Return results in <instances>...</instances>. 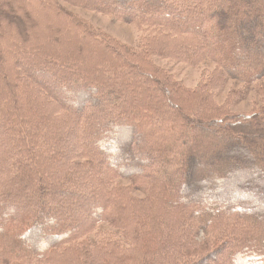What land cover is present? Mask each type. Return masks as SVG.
<instances>
[{
  "label": "trees",
  "instance_id": "trees-1",
  "mask_svg": "<svg viewBox=\"0 0 264 264\" xmlns=\"http://www.w3.org/2000/svg\"><path fill=\"white\" fill-rule=\"evenodd\" d=\"M29 1L33 0H0V47L11 46L12 43L22 46L25 50L22 53L25 54L21 53L18 56V67L41 87L52 100V104L58 105L60 114L57 119L61 124L59 123L57 127L64 132L68 128L81 132L82 146L57 151L60 157L59 169L71 172V175L61 177V180L80 186L73 185L70 188L62 182L57 183L60 181L58 173L53 170L48 172L46 166H43L45 159L42 151L36 150H50V141L55 139L54 134L51 136L46 134L44 139L41 137L40 145L31 142V139L25 140L29 144L24 145L25 141L20 140V135L17 136L20 121H17L16 115L9 121L8 116L12 110L7 109L9 114L5 113L1 109V104L0 176L9 175L11 172L18 173L23 168V161L27 162L26 166L34 167L36 170L40 165L41 169H38L35 178L44 191L34 192L39 199L33 214L36 219L45 218L47 213L50 215L58 208L65 215L62 221L66 223L76 226L79 224L78 219L84 218L88 219L83 222H88L79 231L74 230L73 233L79 232V235L75 233L74 236L72 231L65 234L43 235V230L40 229L36 236L30 233L25 239L26 249L16 248L11 241L12 247L0 250L10 251L7 260L23 257L17 256L14 250L30 251L32 252L30 258H35L41 263L46 262L45 264H127L128 261L125 260L127 258L132 264H264V106L252 115H223L222 111L215 107L204 106L203 101H199L201 100L199 95L189 91L191 92L189 97L201 102L203 110L196 108L188 110L189 106L186 103L177 105L178 100L188 102L185 98L188 92H183L182 87L178 86L176 93L170 95L169 91L156 81L152 87L162 92L160 99L167 103L168 108L162 103L154 110L139 113L138 109L142 103L129 100L121 90L103 88L106 84L102 80L103 75L98 74L93 82L87 77H90L89 72L60 65L53 58L41 57V54L36 53L35 56L31 54L35 52V47L31 46L32 42H28L29 19L26 20L23 16L26 14L25 10H28L23 5ZM140 1L104 0L109 3L107 6H103L104 4L99 1L92 5L81 3L100 12L114 14L125 21L153 22L169 26L176 32L202 36L205 55L218 60L225 72L244 77L248 81H255L264 76V2L260 8L255 5L256 0ZM20 2L21 6L18 4ZM145 3H150L146 4L150 7L139 6ZM162 45L166 46L159 50L178 56L177 50H172L175 43L171 40L165 41ZM184 49L182 52L187 58L193 55L190 53L194 51L193 48ZM1 50L0 48V59L4 57ZM233 59L239 61L234 64L231 62ZM244 60L247 62H243ZM1 63L3 64L4 60L0 61V70ZM31 71L39 74L41 80L37 74L31 75ZM123 71L132 75L143 74L139 73V69L127 68ZM99 77L101 79L97 80ZM145 78L152 82L149 75H145L143 79ZM102 91L106 93L100 95ZM1 95L3 97V94ZM104 95L109 97L107 101H104ZM58 96L63 99L60 100ZM6 98L5 95L3 99ZM155 99L157 100L154 96L149 102H154ZM130 111L135 112L140 119ZM42 116L46 123V119H50L51 115L45 112ZM137 118L139 122L135 123ZM197 133L214 134L211 137L214 149H207L203 153L197 152L196 145L200 144L197 141ZM217 133L221 137H218ZM151 137L156 141L149 146L147 138ZM66 138L69 141L72 137L67 133L62 140ZM145 145L147 152L144 158L135 156L130 160L127 157L128 151L133 150L132 148L139 149ZM36 153H40L38 155L41 157L37 158ZM113 153L118 154L108 156ZM75 156L93 159L91 169L105 167L112 172H107L109 176L111 174L130 176L137 181L149 182L155 189V196L152 188L148 191V194L153 196L152 200L156 201L159 198L158 200L168 207L159 205L153 212V208L149 206L151 199H147L149 197L147 195H145L147 198L133 199L130 196L127 198L124 195L107 193L101 188L88 192L83 188L86 183L82 185V181L92 173V170L87 171L91 165L74 164L70 159L76 158ZM128 159L130 161L125 165ZM4 162H7L6 168L2 165ZM202 165H208L223 175L219 181L220 185L216 183L209 185L206 183L209 179L200 177L197 170ZM162 166L164 168L160 174L154 173L155 169ZM249 169H252V173ZM198 175L200 179H197ZM243 177L245 182L241 184L239 181ZM162 181L175 186L172 187L179 194L178 200L174 196L165 197ZM221 185L228 186L227 192L221 189ZM9 190H0V228L4 226L2 210L21 208L16 203H4L5 194L10 192ZM15 190L17 188L13 192H16ZM30 192L18 189L19 194L14 196L18 198L25 194L29 196ZM233 192L241 194L240 198L233 200L229 195ZM49 194L63 200H60L58 205L55 203L48 205L45 201ZM65 199H73V202L64 201ZM94 203L98 204L97 207L91 208ZM79 206L82 208L78 215L68 216L69 212L66 209L72 211ZM88 206L95 209L90 215L83 212V207ZM89 216H92L91 220ZM143 216L148 219L135 230L142 241L140 245L135 246L140 251H134L132 257L125 258L124 255L119 256L112 252L107 259L100 261L102 256H98L94 249L90 251L89 247H85V241L77 240L94 224L106 221L113 222L117 227H124V233L128 234L129 225L138 222ZM11 220L15 224L18 221L17 218ZM89 223L92 224L88 225ZM198 227L205 230L217 228L224 230L223 238L219 241L221 244H215L216 247L211 254L209 251L208 253L203 251L206 248H201L202 246L197 245L198 242L194 239ZM73 240L74 244L70 247L75 246V251H58L62 244ZM4 245L9 246L8 243ZM134 257L138 259L135 260Z\"/></svg>",
  "mask_w": 264,
  "mask_h": 264
},
{
  "label": "rangeland",
  "instance_id": "rangeland-1",
  "mask_svg": "<svg viewBox=\"0 0 264 264\" xmlns=\"http://www.w3.org/2000/svg\"><path fill=\"white\" fill-rule=\"evenodd\" d=\"M97 1L104 4L103 6L109 4L108 2H104V0H33L32 2L29 1L25 3L23 6L24 8L27 7L28 10H25L26 14H23V16L26 20L29 19L27 23L29 27V29H27L29 31L27 34L28 42H32L31 46L35 47V52L31 54L34 56L36 53L41 54V57L53 58L60 65L73 67L74 70H83L86 73L89 72L90 77H87L93 82L98 74L103 75L102 80L106 82V87L104 86L103 88L121 90L129 100L135 103H142V106L138 109L139 113L142 111L147 113V111L154 110L162 103L165 108H168L167 103L160 99L162 92L152 87L153 83L156 81L163 86L165 90L169 91L170 95L176 93V87L178 86L182 87L183 92H188L185 97L188 102H184V100H178L177 102V105H184L186 103L187 106H189L188 110L193 108L203 110L200 104L201 102L199 103L197 100H194V98L189 97L191 93L189 91H192V93L196 92L199 95V99H201L199 101H203L204 106L209 105L215 107V109L222 111L223 115H252L263 108L264 76H260L255 81H248L244 77L230 74L227 71L225 72L218 60L214 57L211 58L205 55L204 48H202L204 42L202 36L176 32L169 26L153 22L137 23L129 20L125 21L114 14L100 12L83 4L87 3L92 5ZM198 1L202 2V0ZM139 2L141 1L139 0ZM263 2L264 0H256L255 5L261 8ZM18 4L21 6V2ZM146 4L150 3L139 6L150 7V5ZM124 11L126 12L128 10ZM225 35H227V33ZM167 40H171L175 43L172 50H177L178 56H173V54L168 51L159 50L167 45H162ZM0 48L2 49V56H4L0 59V61L4 60V63H1L2 69L0 70V95L3 94V97L1 95L0 99L1 109L7 114H9L7 109L13 111H11L12 114L10 113L8 116L9 121H12V116L15 115L17 121H20L19 127L17 128V136L20 135L21 141L31 139V142L40 145L41 137L44 139L46 138V134L47 136L54 134L55 139L50 141V150L43 151V149H41L36 150V152L42 151L41 153L44 156L43 159H45L43 166H46L48 172L53 170L58 173L57 177L60 178V181L57 183L62 182V184L70 188L73 185L80 186L70 183L69 181L65 183L64 180H61V177L65 178L71 175V172L69 170L59 169L58 163H60V157L57 155V151L67 150L65 148L71 149L80 145L82 146L83 139H81V132L73 128H70L71 130L68 128L64 132L60 127H57L59 123L61 124L57 119L58 114H60L58 105L52 104V100L41 90V87L33 82V80L29 79L23 70L18 67V56L22 51H25L22 46H17L12 43L11 46L7 45ZM184 48H193L194 51L190 52L193 53V55H189V58H187L182 52L185 50ZM30 57L33 59L32 56ZM237 61L239 60H231L234 64ZM243 62H247V60ZM127 68L139 69V73H143V76L134 75L135 73L133 75L127 74L123 71ZM35 74L37 73L31 71V75L35 76ZM2 75H5V77H2ZM37 75L40 79L41 77L39 74ZM145 75L152 77V82L149 79H143ZM89 79H87V81H89ZM98 79L101 78L99 77L97 80ZM42 81L47 83L44 80ZM145 92L147 94L143 95ZM105 93L106 92L102 91L100 95ZM5 95L7 98L3 99ZM154 96L157 100L155 99L156 101L150 103L149 100H153ZM58 97L60 100L63 99L61 96ZM103 98L105 99L104 101H107L109 97L104 95ZM72 105L73 109H75L74 104ZM45 112L51 115L50 119H46V123L42 116ZM130 112L136 115L135 112ZM138 118L135 119V123L139 122L140 118ZM77 132H79L78 135ZM67 133L71 135V140L68 141V138L62 140V138L66 137ZM211 134L197 133V141L200 142V144L196 145L197 152L203 153L207 149H214L212 143L213 138H211L214 134ZM217 136L221 137L218 133ZM154 140L155 139L152 137L151 139L147 138L148 145H153ZM23 144L29 143L25 141ZM21 146L24 147L22 144ZM132 149L133 150L128 151L127 155L130 160L131 157L134 158L135 156L144 158L147 152L146 145L139 149ZM38 154L36 153L37 158L40 156ZM115 154L118 153H113L108 156L112 157L115 156ZM14 159L16 160V158ZM129 159L125 161V165L130 161ZM70 160L74 164L85 163L87 165L88 163L91 165V167L88 168L90 170L87 169V171L91 172L92 170V173H89L85 180L82 181V185L86 183V185L82 187L88 192H90L91 189L101 188L107 193L120 196L124 195V197L127 198L130 196L133 199H141L142 197L147 198L149 196L147 199H151L149 206L153 208V212L154 209L159 208V205L168 207L163 202L159 201V198L156 201L152 200L153 196H150L148 191L152 188L151 191H153V195L155 196V189L149 182L145 181L144 183L143 181H137L130 176L121 177L120 175L113 174L109 176L107 173L109 171L105 167H95V171V169H91L93 168V163L91 162H94V160H89V158L86 157H73ZM34 162L32 166H34ZM23 163L24 165L22 170H20L21 172H11L9 175L1 174L0 176V190L7 191L10 189V192L5 194L6 200L4 203H16L21 207L18 210L9 208L2 210L1 216L4 226L0 228V250H7V247H12V243L10 244L11 241L16 245V248L21 247L20 249H26L24 246L27 245V241L25 240L27 235L32 233L36 236V232L38 233L40 229L43 230V235L65 234L71 231L73 233L74 230L78 229L77 231H79L80 228L84 227L88 222L84 223L85 220L88 219L84 218L82 220L78 219L79 224L76 226L71 225L69 222L66 223L63 220L64 224L62 219L65 215H63L62 210L60 211L58 208H56L57 210H53V213L51 212L50 215L47 213L45 218L36 219L33 214H35L34 209H36L37 204H39V199L36 198L34 192L44 191L42 190L43 187L41 188L35 178L38 169L40 170L41 167L39 165V168L36 167V170L34 167L31 168L26 166L27 162L23 161ZM2 165L6 168L7 162H4ZM163 168L164 166L155 169L154 173L160 174ZM197 171H199L200 177L202 176L209 179L206 182L207 184L211 185L212 183H216L220 185L219 181H221L223 175H221L219 171H215L214 168L208 165H202ZM249 171L252 173V169H249ZM9 179H11V181H9ZM197 179H200L199 175ZM197 179L195 182H197ZM239 182L241 184L245 182V177L240 179ZM168 184L167 181H162L161 183V185L164 186L165 197L174 196L178 200L179 194L177 190L173 189L175 186L171 184L172 187ZM15 188H17V190L13 192ZM18 189H26V191L31 192L29 196L25 194V196L18 198L14 196V194H19ZM221 189L227 192L228 186L224 187V185H221ZM11 191L14 194L11 195ZM145 195H147V197H145ZM229 195L233 200H237L241 196V194L235 192ZM60 200L63 199L49 194L45 202L48 205L51 203L58 205ZM72 200L65 199L64 201ZM97 205L98 204L94 203L91 205L92 207H90L96 208ZM90 207H83V212L90 215L91 211H95V209H91ZM81 208L82 207L79 206L76 210L72 211L66 209L69 212L67 213L68 216H70V214L78 215ZM130 211L133 212V209ZM215 213L216 211H214V214ZM18 217L20 218L19 220ZM91 217L92 216H89V220H91ZM13 218H17L18 221L16 224L12 222L11 219ZM146 219L148 218L143 216L138 219V222L136 221L129 225L128 234L124 233V227H117L113 222L106 221L98 223L97 225L94 224L86 234L78 237L77 240H79V242L85 241V247H89L90 251L94 249L98 256H102L100 261L107 259L108 255L112 252L119 256L124 255L125 258L132 257L134 251H140L135 246L142 243L139 239L140 235L136 234L135 230L138 229ZM90 224L92 223L88 225ZM222 231L224 232L221 228L205 230L204 228L198 227L194 239L198 242L197 245L202 246L201 248H206L203 251H207V253L209 251L211 254L216 247L215 244H221L219 241L223 238ZM75 233H73V236ZM76 234L79 235V232ZM71 236L72 235H70V237ZM4 243H8L9 246L4 245ZM72 244H74V240L70 243L62 244L60 248L58 247V251H73L75 246L70 247ZM143 251L147 250L143 249ZM8 252L10 251H0V264L46 263H41V261L35 258H30L29 256L32 253L30 251L13 250L17 256H25L24 259L21 257L7 260ZM203 254H205V252H203ZM137 259L138 258H135V260ZM125 260L128 261L127 264H132L128 258Z\"/></svg>",
  "mask_w": 264,
  "mask_h": 264
}]
</instances>
